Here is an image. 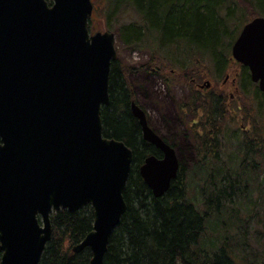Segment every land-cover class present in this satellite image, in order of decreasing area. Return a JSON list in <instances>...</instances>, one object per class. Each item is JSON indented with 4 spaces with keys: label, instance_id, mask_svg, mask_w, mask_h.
I'll list each match as a JSON object with an SVG mask.
<instances>
[{
    "label": "water",
    "instance_id": "95a60500",
    "mask_svg": "<svg viewBox=\"0 0 264 264\" xmlns=\"http://www.w3.org/2000/svg\"><path fill=\"white\" fill-rule=\"evenodd\" d=\"M92 0H0V264H40L60 209L93 207L91 232L73 250L90 248L103 264L110 237L127 210L124 191L134 151L104 136L116 34L89 32ZM264 92V16L244 25L232 47ZM210 82H208V86ZM150 155L140 174L155 197L177 178L175 148L149 125L135 101Z\"/></svg>",
    "mask_w": 264,
    "mask_h": 264
},
{
    "label": "trees",
    "instance_id": "16d2710c",
    "mask_svg": "<svg viewBox=\"0 0 264 264\" xmlns=\"http://www.w3.org/2000/svg\"><path fill=\"white\" fill-rule=\"evenodd\" d=\"M104 11L108 23L117 22L115 32L127 46L184 51L191 61L173 72L201 79L202 71L209 73L208 61L216 75L227 71L235 39L246 23L264 16V0H106ZM127 12L137 17L121 20ZM172 58L162 62L176 67ZM128 69L118 59L113 61L110 102L101 112L104 136L124 141L134 151L124 191L128 207L110 237L103 264H264V129L260 127L255 138L246 134L242 139L241 159L229 153L224 161L219 97L201 95L208 103L199 105L207 112L203 129L194 137L199 160L190 169L182 161L168 191L155 197L140 166L147 156L160 157L161 152L143 139L132 113L134 91L125 74ZM243 69L241 94L264 108V94L248 68ZM259 111L264 115V109ZM249 158L251 163L245 165ZM51 220L52 237L40 264H89L91 249L76 253L73 248L92 231L93 208L60 209Z\"/></svg>",
    "mask_w": 264,
    "mask_h": 264
},
{
    "label": "rangeland",
    "instance_id": "374dc122",
    "mask_svg": "<svg viewBox=\"0 0 264 264\" xmlns=\"http://www.w3.org/2000/svg\"><path fill=\"white\" fill-rule=\"evenodd\" d=\"M105 5L106 0H94V14L90 23L92 31H104L108 30V27L114 28V31L118 29L115 19L108 23L104 11ZM136 17L135 13L127 12L121 17V20L131 21ZM116 48L119 63L123 67L129 68L125 74L133 85L134 100L145 109L153 127L172 143L178 145L179 153L182 154L188 149L192 157L194 156L192 148L195 146L196 149V141L190 129L194 127L195 130H202L207 113L205 108H199V105L203 106L208 103L200 97H202L201 95L208 98L214 96L212 91L220 89L218 86L224 83L227 75H229V80L224 85V95L219 97L221 106L217 113L222 123L221 141L227 148L226 152H224L225 146L221 150L224 161H227L229 153L241 159L244 154L240 148L242 139L246 134L250 138H255L258 129L260 127L264 129V115L259 111L260 108H264L258 105L257 100L254 101L251 97L241 94L239 89L242 81L241 76L246 75V72L236 60H229L227 71L223 75H216L213 63L208 61L209 73L202 71L204 77L198 79V76H193V74L189 78L173 72L181 70L186 65V60L191 61L186 57L184 51L178 52L176 49L167 51L159 45L155 46L157 51H152L150 45H146L142 49H132L120 39L118 33ZM164 58L168 60L172 58L176 67L165 65L162 62ZM188 65H192V63ZM192 67L195 66L192 65ZM185 73L186 71H183V75ZM195 78L202 84L209 80L213 83V87L199 90L193 82ZM231 93L235 95L233 98H231ZM184 108H187V111H184ZM245 129L247 132L243 131ZM190 154L189 157H183L187 169L197 162L195 158H191ZM257 161L261 165L262 159L257 157ZM249 163H251L250 158L249 162L246 160L244 164L249 165ZM237 165L238 163L236 167ZM261 173H264V166ZM256 195L254 194L255 198Z\"/></svg>",
    "mask_w": 264,
    "mask_h": 264
},
{
    "label": "flooded vegetation",
    "instance_id": "af4514ba",
    "mask_svg": "<svg viewBox=\"0 0 264 264\" xmlns=\"http://www.w3.org/2000/svg\"><path fill=\"white\" fill-rule=\"evenodd\" d=\"M243 68H244V66H243ZM228 76L229 75H227V77L225 78V81H224V83L223 84H221V86H218V88H220V89H216V90H213L212 91V94L214 95V96H217V97H221V96H223L224 95V85L228 82V80H229V78H228ZM235 81H236V79H235ZM235 81H233V82H235ZM193 82L195 83V86L197 87V89H199V90H201V89H204V88H207V89H210V88H212L213 87V83L211 82V84L208 86L207 85V82H205V84H202L200 81H197L196 79H193ZM215 86V85H214ZM202 93V92H201ZM235 95L233 94V93H231V98H233ZM187 108H184V111H187L186 110ZM147 117H148V122H149V124H150V126L156 131V133H158L160 136H162V138L166 141V142H168V143H170L174 148H175V150H176V153H177V155H178V158H179V160H180V170H181V166H182V161H184L183 160V157L185 158V157H189V154H190V151L188 150V149H184L185 151H184V154H183V156H182V154L181 153H179V149H178V145H176V144H174V143H172L166 136H164L161 132H159V131H157V129L156 128H154L153 127V125L151 124V121H150V119H149V116H148V114H147ZM190 132L193 134V137H196V135H198L200 132H201V130H195L194 129V127L193 128H191L190 129ZM197 145V144H196ZM156 147V146H155ZM157 148V147H156ZM192 148V147H191ZM157 149H159V148H157ZM160 150V149H159ZM192 150H193V157H192V154H190V156H191V158H195V160L196 161H198L199 160V157L197 156V150L195 149V146L192 148ZM160 152H161V155H160V157H162L164 154H163V152L160 150Z\"/></svg>",
    "mask_w": 264,
    "mask_h": 264
}]
</instances>
